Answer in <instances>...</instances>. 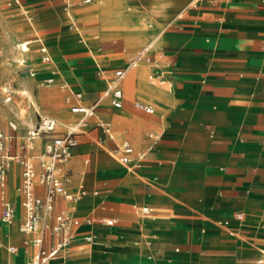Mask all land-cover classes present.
Segmentation results:
<instances>
[{
  "label": "crops",
  "instance_id": "1",
  "mask_svg": "<svg viewBox=\"0 0 264 264\" xmlns=\"http://www.w3.org/2000/svg\"><path fill=\"white\" fill-rule=\"evenodd\" d=\"M75 1L92 2L61 0L63 11L68 16ZM119 1L123 2L105 0L100 9L104 11L115 7L120 4ZM149 8L156 20L151 30L154 37L137 47L134 53L152 42L154 51L151 56L158 61L172 86L160 88L148 82V73L155 66L153 63H140L128 68L120 81L122 107L114 108L104 98L97 109V117L110 122L113 139L93 125L79 137L87 134L91 144L109 146L115 141L117 129L123 134L115 142V147L109 148L113 159L119 162L117 145L124 139L131 143L135 152H145L138 168L128 169L123 165L127 174L136 171L140 178L132 186L119 185L118 213L127 216L136 210L137 205H142V208L155 209L157 214L136 221L91 212L83 214L79 205L87 204L89 199L77 204L78 199L63 196L55 199L53 207L54 213L68 210L80 219H95L89 225L82 223L78 227L71 244L91 242L85 240V235H93V238L103 236L100 227L110 229L119 221L120 226L126 229L120 231L124 245L118 253L136 256L126 264H171L213 242L221 244L218 239L222 236L226 239L225 246H235L245 235V217L240 209L248 208V200L264 189V0H152ZM110 25L109 32H115L113 24ZM148 26L151 27L152 23ZM136 33L129 28L125 34L133 45L140 40ZM36 37L42 39L41 36ZM156 40L161 41V49L155 47ZM51 54L58 71L52 51ZM140 65L150 66L144 84L139 79L142 75ZM99 69L104 70L99 74L103 87L92 98L85 97L82 89L61 79L59 71L54 84L68 83L72 88L81 90L83 100L90 103L105 88L103 76L111 74V70L106 73V68L98 66L97 72ZM149 87L163 91V100L135 97L124 110L126 96L138 93L140 89L149 91ZM91 88L95 91V88L99 89V84L94 83ZM134 100L151 105L153 113L135 108L132 104ZM156 106L161 108L159 112ZM116 109H123L124 112H116ZM59 124L66 125V128L69 125L57 120V126ZM77 146L73 150V154L78 151L74 159L64 165L68 174L66 189L70 193L74 187L72 176L80 167L82 155ZM13 152L17 154L16 150ZM12 163L13 167L9 165L8 168L5 196L13 203L16 217L13 223L0 228V248L5 250L9 261L28 264L33 247L24 246L26 235L19 230L23 216L18 191L21 169L18 172L17 164ZM115 172L116 169L111 168L102 176ZM84 174L87 183H92V175ZM12 180H15V191L10 188ZM82 187L80 183L78 188L82 190ZM36 189L42 193L41 185H37ZM100 190H94V198H98V202L103 198L113 200L111 196L104 197L106 192L100 193ZM106 190L110 191L111 187ZM238 212L243 215L241 220L235 219ZM102 217L115 221L112 225H105L98 221ZM224 221L227 224H223ZM147 235L146 245L138 244ZM247 242L253 245L251 241ZM10 245L17 246V250L10 251ZM258 249L261 253L256 262L264 264V248ZM154 256L157 259H152ZM259 259H262L261 263H258ZM75 264H81V261Z\"/></svg>",
  "mask_w": 264,
  "mask_h": 264
},
{
  "label": "rangeland",
  "instance_id": "2",
  "mask_svg": "<svg viewBox=\"0 0 264 264\" xmlns=\"http://www.w3.org/2000/svg\"><path fill=\"white\" fill-rule=\"evenodd\" d=\"M121 1L123 2L119 1L120 4L116 2L118 4L115 7L104 11L100 7L105 0H92L87 4L75 1L70 7L71 12L69 11L70 16H68L63 11L61 0H18L20 5H17L16 0H0V128L12 134L7 122L14 120L17 124L16 137L9 139L8 146L11 155L14 153L13 151H17L16 158L10 157L9 165L11 166L12 162H15L18 172L21 169L18 156L26 154L36 162V156L41 151L42 136H36L30 141H26L24 137L28 130L37 125L40 116H51L58 122L66 124H69L74 117L68 111L69 103L65 100L66 92L62 91L58 84L37 86L38 78L30 77L17 63L19 57L17 44L22 42L25 47L26 42L24 41L30 40V50L27 56L33 59L34 64L41 66L38 63V43L33 41L36 36H41L54 55L56 66L62 76L61 79L68 80L70 84L82 89L85 97L92 98L98 92L100 93L103 87L99 72L96 70L98 66L106 68V73H109L111 68L128 60L137 47L154 37L151 30L156 20L149 8L152 0ZM150 23H152L151 27L148 26ZM110 24H113L115 32H109ZM129 28L136 30V34L140 38L136 45L126 39L125 34ZM154 44L158 49L162 48L161 41L156 40ZM140 67H142V75L139 79L140 83L144 84L145 74L150 66L140 65ZM41 75L40 73L37 77ZM5 83L10 85L11 98L9 100L4 98L2 91ZM94 83L99 84V89L95 88V91L91 88ZM147 89L149 91L140 89L137 91L138 93L126 96L127 102L124 105V110L135 97L163 100L165 94L163 91L151 87ZM156 107L159 112L161 108ZM122 110L116 109L115 111L121 112ZM113 123L115 124V121ZM56 130L65 131L66 125L59 124L56 126ZM122 134L116 129L115 141L110 142L109 146L91 144L87 134L79 137L80 144L76 149H81L82 155L80 167L72 176L74 187L70 191L80 194L77 204L89 199L87 204L79 205L81 213L91 212L95 213L94 215L116 216L119 219L128 218L132 221L157 214L155 209L149 213H143L142 205H137L136 210L127 216L124 213H118L119 185L132 186L136 183L135 180L140 178L136 171L127 174L123 164L109 155L111 151L109 148L115 147V142L121 139ZM23 143H27V147H22ZM90 150L92 151L90 152ZM117 151L119 153V150ZM77 152L71 156L69 162L74 159ZM87 157L88 161L85 162ZM111 168L116 169V172L103 177V172ZM84 172L92 175V183H87ZM14 181L12 180L10 185L12 191H15L13 190ZM80 183L83 184V192L78 188ZM108 187H111V190L107 192ZM95 189H101L100 193L106 192L104 197L111 196L113 200L103 198L98 202L99 199L94 198V196L96 197ZM263 195L264 189L256 192L252 199L248 200V208L240 209L245 217V235L242 241L236 242L235 246H225L226 239L222 236L218 239L221 244L213 242L206 248L197 249L183 259L172 261L171 264H257L256 260L261 253L258 248H264ZM14 225L16 226V223ZM124 229L126 227L120 226L119 221L115 227L110 229L100 227L99 230L104 232L103 236L97 235L88 243L82 241L73 243L62 258L53 259L46 264H75L78 261H81V264H126L131 262V259L136 256L118 253L121 250L120 247L124 245L123 239L120 238V231ZM148 237V235L147 237L143 236L142 242H138V244L146 245ZM247 241H251L253 245ZM1 254L6 255L2 248H0ZM76 254H80L81 257ZM141 257L145 258L144 255ZM152 259H157V257L154 256ZM0 264L6 263L4 261Z\"/></svg>",
  "mask_w": 264,
  "mask_h": 264
},
{
  "label": "built area",
  "instance_id": "3",
  "mask_svg": "<svg viewBox=\"0 0 264 264\" xmlns=\"http://www.w3.org/2000/svg\"><path fill=\"white\" fill-rule=\"evenodd\" d=\"M90 0H84L89 2ZM17 5H20L16 0ZM68 2L65 3L67 8ZM17 44L19 57L17 63L21 65L30 77L38 78L36 85H53L56 81L58 71L53 65L52 54L47 45L40 37H36L34 42L38 43V63L34 64L33 59L27 56L30 40ZM154 51L152 42H149L137 50L124 65L114 67L111 74L103 76L105 80V88L102 93L92 102L87 103L83 100V92L72 88L68 83H59L61 90L67 91L66 101L69 103V112L75 116L74 120L67 126L65 131H57V120L51 116H40L37 125L28 130L24 136L26 141L34 139L36 136H42V148L36 156L34 162L29 155L23 154L19 157L21 166V181L18 191L21 194V207L23 216L19 224L20 232L26 237L23 239L24 246H32L28 264H45L52 259L61 258L76 238L77 229L82 223L91 224L95 219L86 217L80 219L74 216L68 210H62L54 213L53 207L55 199L63 196L68 199L77 200L80 194H72L67 191L66 183L68 174L64 170V165L73 155L74 148L79 144V135L84 133L90 126L98 127L102 134L109 139H113V131L110 122L97 117V109L104 98H107L109 104L114 108H121L123 101V91L120 87V81L124 77L125 72L130 67H136L140 63H153L154 68L148 73V82L160 88H170L171 80L167 77L164 70L158 66V61L151 55ZM103 69L98 72L101 75ZM41 76L37 77L39 74ZM3 95L6 100L11 98L10 85L5 83L2 87ZM133 106L145 113H153L154 109L151 105L140 100H134ZM94 118L93 121L90 119ZM8 126L13 132L12 134L0 128V228L2 225H10L16 217V210L12 202L5 196L7 184V173L9 168V160L16 158L18 154H10L8 141L10 138L16 137L17 124L14 120H8ZM27 147V143H23L22 147ZM117 149L120 153L117 159L128 169L138 168L141 166L145 157V152H135L131 143L124 139ZM37 185H41L42 193L37 192ZM83 192L82 190H80ZM149 207H143V213L150 212ZM243 215L235 213V219L241 220ZM102 224L112 225L114 219L99 218ZM223 224H227L224 221ZM233 234V231H229ZM86 241H92L93 235H85ZM17 246L10 245V251L17 250ZM262 259L258 260L261 263Z\"/></svg>",
  "mask_w": 264,
  "mask_h": 264
},
{
  "label": "bare ground",
  "instance_id": "4",
  "mask_svg": "<svg viewBox=\"0 0 264 264\" xmlns=\"http://www.w3.org/2000/svg\"><path fill=\"white\" fill-rule=\"evenodd\" d=\"M71 12V11H70ZM69 13V12H68ZM64 66H66V65H64ZM68 67V66H67ZM64 68V67H63ZM66 69V68H65ZM62 70V69H61ZM73 71V70H72ZM73 73H74V71H73ZM75 74V73H74ZM61 121V120H60ZM62 123H64V122H62ZM59 128V127H58ZM57 128V129H58ZM63 129V128H62ZM5 261V263L6 264H16V263H13V262H11V261H9L8 259H7V257H5L4 255H0V263L1 262H4Z\"/></svg>",
  "mask_w": 264,
  "mask_h": 264
}]
</instances>
